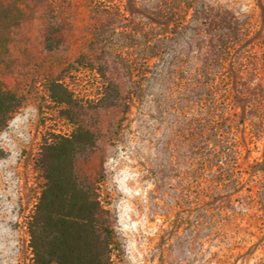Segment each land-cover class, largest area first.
Returning a JSON list of instances; mask_svg holds the SVG:
<instances>
[{
  "label": "rangeland",
  "instance_id": "374dc122",
  "mask_svg": "<svg viewBox=\"0 0 264 264\" xmlns=\"http://www.w3.org/2000/svg\"><path fill=\"white\" fill-rule=\"evenodd\" d=\"M0 88L22 98L0 128V264H32L41 145L71 116L96 133L112 264H264V0H0Z\"/></svg>",
  "mask_w": 264,
  "mask_h": 264
},
{
  "label": "trees",
  "instance_id": "16d2710c",
  "mask_svg": "<svg viewBox=\"0 0 264 264\" xmlns=\"http://www.w3.org/2000/svg\"><path fill=\"white\" fill-rule=\"evenodd\" d=\"M47 47L53 48L48 36ZM48 90L69 118L80 106L62 81L51 79ZM108 98L107 105L115 102L114 96ZM21 104L19 95L0 88V128ZM71 119L70 133L51 132L41 145L43 184L28 223L32 264H112L114 233L101 200L104 177L87 167L96 133L80 116Z\"/></svg>",
  "mask_w": 264,
  "mask_h": 264
}]
</instances>
